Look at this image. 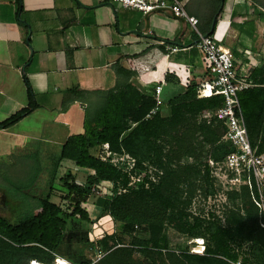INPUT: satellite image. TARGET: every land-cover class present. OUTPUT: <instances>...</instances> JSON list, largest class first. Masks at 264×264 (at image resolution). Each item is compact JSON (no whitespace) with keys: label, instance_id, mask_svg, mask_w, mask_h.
<instances>
[{"label":"trees","instance_id":"16d2710c","mask_svg":"<svg viewBox=\"0 0 264 264\" xmlns=\"http://www.w3.org/2000/svg\"><path fill=\"white\" fill-rule=\"evenodd\" d=\"M116 71L118 79L113 89L99 90L92 97L87 93L83 131L69 135L59 153L47 157L45 166L34 155L31 177L20 185L13 186L11 182L7 188L8 194L19 201L21 214L13 222L0 215V264H27L30 259L52 263V253L59 251L75 225L93 221L84 204L95 189L103 192L101 212L119 224L118 231L106 233L97 241L102 255L95 264H264V227L258 220L256 206L255 215L247 209L246 216L238 215L237 209L230 210L227 225L221 224L214 214L207 219L195 216L190 221L186 209L193 194L189 191L182 198L180 188L186 173L175 169L170 175L162 173L158 182L147 178L131 181L132 173L145 169L144 164L154 157L158 158L156 165L166 170L173 158L192 156L198 146L205 144L211 145L214 160L221 161L232 150L222 139L224 126L219 121L198 122L197 116L204 109L221 106L222 96L198 97L199 85L190 82L183 93L167 101L168 115L161 116L154 93L139 90L130 82L135 72ZM251 78L255 85L239 93V102L250 143L263 152L264 64L252 70ZM28 90L27 107L0 121V128L15 124L37 107ZM105 144L111 153L133 158L131 170L90 155V149ZM65 160L84 169L92 168L94 173H88L84 183L77 182L70 171L60 175L58 170ZM190 170L194 177L201 176V172L202 176L208 175L209 171L206 165L202 170ZM43 172L47 176L45 183L34 190ZM242 190L245 205L252 203L251 197L256 200L255 189L243 186ZM56 197L69 202L73 209L64 211ZM34 208L39 210L33 214ZM170 228L188 239L206 240L203 253L174 251ZM125 238L129 241L125 242ZM245 243L249 244L248 249L242 250Z\"/></svg>","mask_w":264,"mask_h":264},{"label":"crops","instance_id":"0c3cea01","mask_svg":"<svg viewBox=\"0 0 264 264\" xmlns=\"http://www.w3.org/2000/svg\"><path fill=\"white\" fill-rule=\"evenodd\" d=\"M184 8L198 32L169 9L143 13L113 0H0V121L27 107L28 89L37 104L0 128V167L7 158L60 151L83 122L89 94L113 89L117 69L135 72L130 82L154 93L160 115L168 114L169 99L208 77L199 34L229 48L251 72L264 64V0H186Z\"/></svg>","mask_w":264,"mask_h":264},{"label":"rangeland","instance_id":"374dc122","mask_svg":"<svg viewBox=\"0 0 264 264\" xmlns=\"http://www.w3.org/2000/svg\"><path fill=\"white\" fill-rule=\"evenodd\" d=\"M168 114L164 115L167 116ZM41 120V118H39ZM75 133H81L83 131L82 118L78 119L75 124ZM41 127V126H39ZM42 128V127H41ZM167 151V149H165ZM38 157L43 162L45 166L48 162L47 157L43 156L42 153L38 152ZM52 154H58L59 149L53 146ZM91 156L100 157L103 160H109L114 165H120L126 170H131L134 164V159L121 160L123 156L111 153L106 148L96 147L89 151ZM22 155L20 157L7 158L5 161L1 162L0 167V214L5 216L10 221H15L21 214V205L18 201L12 200L9 196L7 188H10L11 182L14 185H20L25 180L31 177V173L34 169V155ZM33 155V156H32ZM163 160V159H162ZM158 158L154 157L150 163L144 164L142 171H135L132 173L131 181L138 179L147 178L152 182H158L159 177L163 174L170 175L175 169L183 171L185 178L182 179L180 188L182 190V198L187 196L189 191L192 192V198L190 204L186 209L187 219L192 221L193 217L198 216L202 218H209L210 214H214L216 219L223 225H227V216L230 215V210H236L237 214L240 216H246V209L250 211L252 215H255V206L258 208V220L261 222V226L264 227V196L254 199L251 197L252 203H247L245 205L243 201V190L242 187H238L232 184H226L222 179H218L216 175L214 176L213 169L216 163L221 161H215L213 155L211 154V145L205 144L204 147L195 149L192 156L182 155L178 160L177 158L172 159V163L168 164L167 169L159 168L156 163ZM208 168V175L193 176V170L190 168L202 170L204 166ZM190 167L189 169H186ZM74 174L75 179L79 183H84L86 181V176L88 173H94L92 168H81L74 164L72 161L65 160L62 162L61 167L58 170V174L64 175L67 172ZM190 171V172H189ZM46 172H43L34 190L42 187L46 180ZM59 183L56 182L57 193H59ZM247 189L252 190V188L247 187ZM254 189V188H253ZM208 190L211 193L206 194ZM58 195V194H57ZM103 192L98 189L93 190L84 204V207L88 211L92 222L82 221L68 233V236L63 240L60 245L59 251L56 253L59 256L64 257L66 260L79 264L81 260H89L90 264H95L97 260L101 257V253L98 249L97 241L106 233H113L118 231L119 224L113 221L108 215L101 212V207L99 205L100 199L102 198ZM24 200L30 202L28 196L23 197ZM56 202H59L60 207L66 211H71L73 206L68 205L67 201L61 200L58 197L55 198ZM38 208H34L32 213H36ZM171 240L173 242L172 247L176 252L188 250L189 252L198 253L199 251H204V247L207 243L203 238L188 239L187 236L179 235L174 229L170 228L168 230ZM125 242L129 239L125 238ZM249 244L245 243L242 245V250H247ZM236 264H239L238 262Z\"/></svg>","mask_w":264,"mask_h":264},{"label":"built area","instance_id":"2783aa9c","mask_svg":"<svg viewBox=\"0 0 264 264\" xmlns=\"http://www.w3.org/2000/svg\"><path fill=\"white\" fill-rule=\"evenodd\" d=\"M113 1L143 13L169 9L175 16L186 19L198 32L197 19L189 16L184 8L186 0ZM199 35L198 47L203 54L208 77L199 84L198 97L221 95L223 104L216 108L202 110L197 116V121L207 124L214 121L221 122L224 126L222 139L232 147V150L225 155L221 162L216 163L213 169L214 176L216 175L226 184L236 185L239 188L242 186L254 188L257 192L256 198L263 197L264 151L258 152L256 148L252 147L239 102V93L255 85L251 78L250 65L244 63L243 66H238L229 48L218 44L209 35ZM160 89L161 86H157L156 92L158 93ZM104 148L109 151L107 144L104 145ZM124 159L132 160L127 154L121 158V160ZM67 203L70 205L69 202ZM198 253L201 254L202 251ZM52 254L54 259L50 264H61L59 259L62 260V264H74L55 253ZM27 264H43V262L38 259H30Z\"/></svg>","mask_w":264,"mask_h":264},{"label":"bare ground","instance_id":"6f19581e","mask_svg":"<svg viewBox=\"0 0 264 264\" xmlns=\"http://www.w3.org/2000/svg\"><path fill=\"white\" fill-rule=\"evenodd\" d=\"M164 94V93H163ZM160 97H161V95H160ZM161 99H162V97H161ZM59 263H61L62 264V260L61 259H59Z\"/></svg>","mask_w":264,"mask_h":264}]
</instances>
